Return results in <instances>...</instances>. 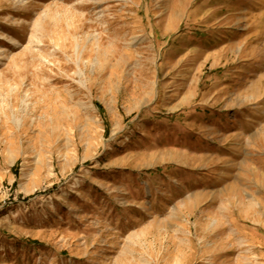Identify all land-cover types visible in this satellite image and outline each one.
Masks as SVG:
<instances>
[{
	"label": "rangeland",
	"instance_id": "rangeland-1",
	"mask_svg": "<svg viewBox=\"0 0 264 264\" xmlns=\"http://www.w3.org/2000/svg\"><path fill=\"white\" fill-rule=\"evenodd\" d=\"M0 264H264V0H0Z\"/></svg>",
	"mask_w": 264,
	"mask_h": 264
}]
</instances>
